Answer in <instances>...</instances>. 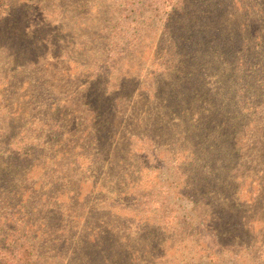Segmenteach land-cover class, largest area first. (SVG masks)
I'll return each mask as SVG.
<instances>
[{
	"label": "rangeland",
	"instance_id": "rangeland-1",
	"mask_svg": "<svg viewBox=\"0 0 264 264\" xmlns=\"http://www.w3.org/2000/svg\"><path fill=\"white\" fill-rule=\"evenodd\" d=\"M262 101L264 0H0V264L34 236L26 264H110L123 243L152 264H264L223 242L264 228L238 166ZM158 102L187 128L173 110L144 124Z\"/></svg>",
	"mask_w": 264,
	"mask_h": 264
},
{
	"label": "trees",
	"instance_id": "trees-1",
	"mask_svg": "<svg viewBox=\"0 0 264 264\" xmlns=\"http://www.w3.org/2000/svg\"><path fill=\"white\" fill-rule=\"evenodd\" d=\"M156 105H157L156 109L160 110V113L158 114V116H156V121H153L152 119H147V121H144V124L153 122L157 129L160 125L163 126L164 129H166V120H168V118H169L167 115V112L169 110H173V109H171V107L166 102H163V103L158 102ZM175 107L181 108L179 105H176V104H175ZM214 108H215V105L212 106V109H214ZM242 110H245V111H252L253 110V113H252L253 119L252 120L250 119V121H251L250 122L251 124L249 125L250 128L247 130V132H248L247 137L246 138L244 137V140L248 141L249 144L246 146V148H247L246 152L244 154H242V156L240 157L242 162L238 166L246 167V171L242 172L241 177H243L244 179L255 180L258 183L259 200H261L264 204V101H262L258 104L254 103L253 106L250 108L244 107ZM148 111H150V110L148 109L146 112H148ZM182 111L184 112L185 110L182 109ZM174 114H175V116L179 117V115H178V113H176V111H174ZM240 114L243 115L242 113H239L238 111H236V116H240ZM177 119H178V122H182V127L187 128V125H186L187 124V118L179 117ZM208 119H209V121H213V119H211V118H208ZM171 120H174V119H171ZM189 121H190V119H189ZM210 123H208V125ZM222 123H223V120H222ZM128 125H130V124H128ZM137 125H139V124L135 123L133 126H137ZM206 128H207V125H206ZM126 132H127V134H130V135H129V137L127 135L122 136V139L125 142L131 141V139H133L134 137L137 136V133L134 134L129 130H126ZM140 140L142 142H145V141H143V139H140ZM245 158L247 161H243ZM248 163H250V164L247 166ZM138 171H139V169L138 170L135 169L134 173H136ZM26 194H27V192L24 195L20 194V196L21 197L22 196L29 197L28 199H29V201H31V199L33 197L31 198V196H27ZM19 201H21V198ZM168 214H169L168 212L165 213V217H168L169 216ZM54 218L59 220V225L62 226V228L64 229L65 232L66 231L70 232L72 229H78L79 228L77 225L78 224V219H77L78 216H74L72 213L66 214V215H64V213H62L59 215V217H58V215H55ZM220 218H221V216H219V219ZM242 218H243V225L246 226L247 222L250 223L249 219H245V221H244L243 216H242ZM260 220L262 222H264V217H262ZM179 224H180L179 222L176 224L177 228H178ZM189 224L190 223L183 225V226L186 227ZM235 226H237V225H234L232 227H235ZM68 227H72V229H70V230L66 229ZM88 227H90V225H88ZM259 227H260V224H259ZM62 228H59V229H62ZM94 228L96 230L99 227H94ZM181 229L184 230L186 228H181ZM165 232H169V231H165ZM91 234H92V236H94L96 238V240L92 241L88 238V235H85L86 236V242L85 243L100 244L102 242V238H99V237H101V236H99V234L101 235V233L94 232ZM224 235L226 237L224 238L223 242H225L228 239L233 240L230 245L226 244L227 246L224 247V251L226 250V251L230 252L231 248H233L239 244L242 245L241 247L248 245V247L250 249H257L256 250L257 256H256V254L254 256L255 260H256V257L259 259L261 257L264 258V228H262L258 232L257 235H254L253 233H249V238H245L244 236H241L238 234H232L231 232H228V231H225ZM37 238L38 237L34 236V239L36 240V241H34V239L22 240L23 237L22 238L20 237L18 239L19 241L17 240L18 241L17 249L16 248L14 249L13 259L15 260V258H17L19 260L20 264H26V262H30L32 260V258H34V257L37 258V255L40 252V250L38 251L39 247H37L40 244V239L37 240ZM56 240L57 239L55 238V241ZM125 240L129 241L128 238H126ZM89 241H91V242H89ZM173 241H177V239L174 238ZM142 247L143 248L139 250L136 247L132 248V247H129L128 244L123 243L120 246L119 250L117 251L118 255H119L118 261H115V259L111 260L113 257V255H112L113 251L110 250V253L112 256L110 258V264H143V262L144 263L147 262L148 264H152V263H149L148 260H144L142 257L136 256V258H135V255H138L141 253H143L145 255V252L149 251L146 248V247H148L147 244H145ZM174 247H176V246L171 245L170 247H168V249H166V250H168L167 252L178 251V250H176L178 248L174 249ZM109 248H111V243H109ZM151 251H153V250H151ZM211 253L212 254L208 253L207 247H204L203 249L196 250L194 253L195 254L194 257L200 258L202 256L203 257L205 256L209 260H214V261H216V263H220L221 254L217 253V252H211ZM128 256H129V258H128ZM39 257H40V254L38 256V259H39ZM158 258H159V256H158ZM162 258H163V256H162ZM145 259H147V258H145ZM37 261H35V263H37ZM5 262L9 264V261H5ZM167 263L168 262L166 260L164 262V260L161 259L158 263H154V264H167Z\"/></svg>",
	"mask_w": 264,
	"mask_h": 264
}]
</instances>
